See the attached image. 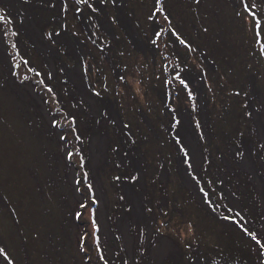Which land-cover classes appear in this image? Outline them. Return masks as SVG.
I'll use <instances>...</instances> for the list:
<instances>
[{"label":"rangeland","instance_id":"rangeland-1","mask_svg":"<svg viewBox=\"0 0 264 264\" xmlns=\"http://www.w3.org/2000/svg\"><path fill=\"white\" fill-rule=\"evenodd\" d=\"M61 1L0 0V247L15 264H156L159 241L167 240L173 254L164 264H199L225 253L235 264H264L242 231L264 232V138L256 131L264 118V57L240 0H163L171 26L194 51L173 43L168 32L152 44L164 24L161 16L148 19L155 0ZM247 2L264 20V0ZM60 5L63 21L76 28L79 15L87 34L83 26L74 37L61 32L54 10L60 12ZM40 15L52 29L44 27L47 39ZM56 42L71 54L68 67L62 65L71 84L65 91L52 80ZM87 45L92 59L81 74ZM177 67L184 69L194 100L173 78ZM84 76L99 96L89 93ZM76 111L74 137L64 117L74 118ZM66 151L79 155L69 162ZM89 184L98 201V227L84 223L92 220L89 209L80 222L73 204L93 199ZM214 187L228 219L209 210ZM129 194L141 211L139 222ZM154 218L160 219L156 228ZM74 230L80 245L69 244ZM85 231L86 244L80 240ZM0 264L6 262L0 258Z\"/></svg>","mask_w":264,"mask_h":264},{"label":"snow or ice","instance_id":"snow-or-ice-1","mask_svg":"<svg viewBox=\"0 0 264 264\" xmlns=\"http://www.w3.org/2000/svg\"><path fill=\"white\" fill-rule=\"evenodd\" d=\"M77 2L78 3H86L87 0H77ZM195 3L199 4L200 0H195ZM240 4H241L242 12L244 14H247V16L250 18L251 23L253 24L252 31L254 34V38H255L256 42L260 44L259 54L261 57H264V20H262L256 12L257 5H255L254 3L252 5H249L247 0H240ZM93 10L95 11V9H93ZM240 14L241 13H237V15H240ZM157 16H161L163 21H164V24L161 25V29H163V30L157 29L156 31H154V33H153L154 38L152 39V44H154V45L157 44V42L163 37L164 33L168 32L171 37H174L173 43L178 42L180 45H182L188 51H194L191 44L188 43V41L182 37L180 32L177 31V29L175 27L171 26L172 25V17L169 13L166 12V10L164 8L163 0H155L154 10H153V12L150 13L148 19L154 20V18ZM3 19H4V17L0 16V20H3ZM204 31L206 32L207 29H204ZM13 35H16V33L13 32ZM57 35H58V33H57ZM178 59H182V57H178ZM164 70H167L166 65L164 66ZM183 72H184L183 68L177 67L174 71L173 78L175 80H178L179 83L181 85H183V87L186 90H188V98L190 100H194L195 97H194L191 89L189 88V83L187 81V77L181 75V73H183ZM120 79H121V81L124 80L123 77H120ZM165 83H171V81L165 80ZM230 94L237 96V97L241 95V93L239 91H234ZM95 95L99 96L100 93L97 92V93H95ZM243 107L245 109H247L248 104L245 103L243 105ZM253 108L255 109V106H253ZM255 111H260V109H255ZM253 114H254V112L252 110H249L246 112V115L248 117H252ZM179 123H180V121L178 119H175V124H179ZM55 126H56V124L54 123L53 127H55ZM196 127L200 128V124L197 123ZM256 131H258L260 136L262 138H264V118H258ZM240 135L242 136L243 133H241ZM60 139L67 141V136L61 134ZM76 139L79 140V137H76ZM201 139H203V134H201ZM176 143L179 144L180 141L177 140ZM181 151L184 152L185 159L186 160L189 159V153L186 150H184L183 148H181ZM73 155H76V153H72V152L67 153L66 158L69 162H71ZM79 166H80V168L84 167V159L82 156L80 158V165ZM188 166L191 167V164H189ZM83 175L86 179L87 178V172H84ZM76 183L79 184L80 181H76ZM87 187H88V191L93 193L92 203L93 204L97 203L98 201L95 198V193L92 190V186L89 184V185H87ZM81 207H86V205L82 204ZM149 211H151V209H149ZM80 215L81 214L79 212H77L76 218L79 219ZM238 215H239V213H237V216ZM225 219H228V217H225ZM17 223H19V221H17ZM92 223H93V227H95V220L94 219H93ZM233 223H236V221H233ZM187 227H188L189 231L191 232V234L194 235L195 234L194 224L189 222ZM242 231L244 232V234L246 236L250 237V239L255 242V244L258 246L257 247L258 254L260 256L264 257V232H262L258 236L256 234V232L252 231L249 228H242ZM188 247H189V249H191V244H189ZM157 253H158L159 259L156 261V264H164L165 259L171 258L172 254H173V249L167 240H161V241H159ZM0 258H2L3 261L6 262V264H15V261L13 260V258L10 256V254L8 253V251L4 247H0ZM100 259L103 260L104 257L101 255ZM105 264H106V261H105Z\"/></svg>","mask_w":264,"mask_h":264},{"label":"flooded vegetation","instance_id":"flooded-vegetation-1","mask_svg":"<svg viewBox=\"0 0 264 264\" xmlns=\"http://www.w3.org/2000/svg\"><path fill=\"white\" fill-rule=\"evenodd\" d=\"M60 3H62L63 4V2L60 0ZM54 9V8H53ZM59 9H60V12H59V10H58V8H55L54 10H56L57 12H58V14H57V16L55 17V19L61 24V32L62 31H64L65 33H68V35L69 36H71V37H74V36H76V33H77V31H79V30H81L82 32H83V28H84V30H85V33H86V28L83 26V24L81 23V20H80V18H79V15H77V18H78V22H79V26L78 27H76V28H71V27H69V24L67 23V22H65V21H63L64 19H66V18H64V14H65V12H63V7H61V5L59 6ZM40 12H48V10H40ZM77 12V11H76ZM41 17V19H38V22H40V25H42V28H43V35H44V37L46 38V36L47 35H50V32H48L44 27L46 26V27H48V29H50V30H52L51 28H50V25H49V21H47V19L45 18V17H43L42 15H40L39 16V18ZM81 26H83V28L81 27ZM88 27H90V30H91V32H93V34L92 35H96V33H95V30H94V28L92 27V24H88V26H87V29H88ZM40 32L42 31L41 30V27L39 26V28H37ZM78 29V30H77ZM61 32L60 33H58V34H61ZM87 34V33H86ZM47 39V38H46ZM100 41H102L103 42V38H100ZM94 43H95V41H94ZM60 43L59 42H56V43H54V45H53V50H54V52L53 53H55V57H52V60H51V63H52V66H53V70H54V72H55V76H54V78L52 79L56 84L58 83V85L57 86H61L62 88H63V90L65 91V90H68L70 87H71V84H69V82H68V79H67V76H66V74H65V72H63V70H62V65L64 66V67H68V62H69V60L71 59V54H70V52L66 49V48H64L63 46H60L59 45ZM98 45V44H97ZM99 46V45H98ZM90 45H87V47H86V49H87V51H84L85 53H87V52H89L88 54L90 55H86V59H84L83 57H81V64H80V72H81V74H85L83 71H86V69H85V67H84V65H85V62L86 61H88V58H92V54H93V51H90ZM102 47H103V49H104V46L102 45ZM98 48H100V46L98 47ZM24 53L26 54V53H28V49H27V47H24ZM103 49H101V51L103 50ZM114 57H115V55L113 56V60H114ZM44 63V62H43ZM61 65V66H60ZM44 66V65H43ZM34 70V69H33ZM58 72H60L61 73V76L59 77L58 75H57V73ZM64 74V75H63ZM65 78V79H64ZM84 78H85V80H84V82H85V84H86V86H88L89 85V87H90V89H89V93H91V94H95V93H97L98 91L96 90V89H94V86H93V84H91V80L89 79V78H86V76H84ZM58 89V88H57ZM77 93V92H76ZM79 97H80V95L79 94H77ZM81 98V97H80ZM56 101V100H55ZM165 103V102H164ZM165 107H167L166 106V103H165ZM170 111V110H169ZM167 113V112H166ZM72 114V113H71ZM67 118L68 119H70V121H74V123L75 124H77V122L74 120V119H72L70 116H68L67 115ZM56 133H58V132H56ZM61 142H63V143H65V145L67 144V142L68 141H64V140H62L61 139ZM78 153H76V155H77ZM79 155V154H78ZM101 169H99L98 168V170H97V174H98V172L100 171ZM239 175V174H238ZM119 178V177H118ZM238 181H239V177H238ZM214 189H215V187H214ZM214 189H212V193H210V195H209V201H208V203H209V210L212 212L213 210H214V212H216L215 210L216 209H218L217 210V215H220L222 218L224 217V215H222V212L224 211L222 208H221V206H220V204L218 203V201L216 200L217 199V195H221L220 194V192H219V190L217 189V190H214ZM122 193V192H121ZM121 197H122V195H121ZM216 198V199H215ZM212 207L214 208V209H212ZM225 210H228V209H225ZM159 220L160 219H157V220H155V218L153 219V221H151V222H153L154 223V225H155V228H156V226L158 225V223H159ZM152 226V225H151ZM168 226V225H167ZM157 234H159V233H157ZM159 235H161V234H159ZM147 245V244H146ZM183 258L182 259H186L184 256H182ZM188 259V258H187ZM194 259H195V256H194ZM197 259L198 260H200V255L199 254H197ZM182 262V261H181ZM199 262V264H203V262L202 261H198ZM208 262H210V261H208Z\"/></svg>","mask_w":264,"mask_h":264},{"label":"trees","instance_id":"trees-1","mask_svg":"<svg viewBox=\"0 0 264 264\" xmlns=\"http://www.w3.org/2000/svg\"><path fill=\"white\" fill-rule=\"evenodd\" d=\"M38 80V79H37ZM40 80V79H39ZM41 81V80H40ZM39 83V82H38ZM40 84V83H39ZM48 85H50L49 83H47ZM46 83L44 84H41L42 86H45V90H47L48 89V85H47ZM48 94H47V96L48 97H50V96H52L51 95V92L50 91H46ZM54 102L56 103V105H55V107L58 105V102H56L55 100H54ZM56 110H57V112H58V109L56 108ZM40 112V111H39ZM64 114V113H63ZM78 112L76 111V112H74V113H72L71 115L72 116H74V118H72V119H74V120H76V122H77V118H78ZM67 121H68V118H67V116L66 117H64ZM69 122V130H70V132H71V130L75 127V125H74V121H68ZM73 135H74V137H75V133H73V132H71ZM76 139V138H75ZM68 143H69V141H68ZM71 143H73L72 141H71ZM71 143H69V148L70 149H72V145L73 144H71ZM68 147V146H67ZM214 189V188H213ZM219 190V189H218ZM73 204H75V207H77V201L75 202V203H73ZM83 205H86V207H82L81 208V211L79 212L81 215H83V213L85 212L86 213V210L87 209H89L92 213H93V217H92V220H91V222L88 220L87 222H84L85 224H86V226H88V225H92L93 226V223H92V221H93V219L95 220V225H97L98 223L96 222L97 221V216L95 215V213H94V204L92 203V200H86V202L83 204ZM83 208H85L84 210H83ZM76 209V208H75ZM227 212H230L229 210H226ZM231 213V212H230ZM71 214H73V207H71ZM81 215H80V217L79 218H81ZM10 216V218L12 219L13 218V215L11 214V215H9ZM228 216H229V214H228ZM228 216H225V217H228ZM79 221H80V219H78ZM81 222V221H80ZM16 225V224H15ZM71 228L73 229L74 227H76L77 228V225L76 224H74V223H71ZM97 227H98V225H97ZM70 229V228H69ZM89 234L87 233V231H85V233H84V235L82 236V239H80V240H82L83 241V238H85V240H84V242H85V244H86V242H87V236H88ZM72 236L74 237V239H72V240H70L69 241V244L70 245H75L76 246V244H78V245H80V242H79V237H76L75 238V236H76V234H75V230L73 231V234H72ZM85 250H87L86 249V247L84 246L83 247ZM92 248L93 249H99L98 247H97V245H92ZM101 254V251H99V256H101L100 255ZM253 257V256H252ZM256 258V256H254L253 257V259H255ZM232 260H234V264H235V262H237L238 260L234 257V256H230L228 253H225L224 254V256H220V257H218V256H214V254H213V259H211V260H209L210 262H208V261H203V264H223V263H225V264H230V261H232ZM237 260V261H236ZM257 262V261H256ZM106 264H112L109 260H107L106 261Z\"/></svg>","mask_w":264,"mask_h":264},{"label":"bare ground","instance_id":"bare-ground-1","mask_svg":"<svg viewBox=\"0 0 264 264\" xmlns=\"http://www.w3.org/2000/svg\"><path fill=\"white\" fill-rule=\"evenodd\" d=\"M95 143L96 145L98 146L100 144L99 141H97L95 139ZM128 200L129 202H131L133 204V214H134V217L138 220V222L140 221V214H141V211L140 209L138 210L137 206H138V203L136 202V200L134 199V195L133 194H129L128 196ZM120 225H126L127 226V223H122L121 221H119ZM128 231V228H124V232L126 233ZM127 238V236H126Z\"/></svg>","mask_w":264,"mask_h":264},{"label":"clouds","instance_id":"clouds-1","mask_svg":"<svg viewBox=\"0 0 264 264\" xmlns=\"http://www.w3.org/2000/svg\"><path fill=\"white\" fill-rule=\"evenodd\" d=\"M63 12H65V9H64V7H63ZM109 56H111V58H110V60H111V62H115L114 60H113V54L112 55H109ZM92 59V58H91ZM107 61V60H106ZM108 63V62H107ZM109 64V63H108ZM110 65V64H109ZM118 72H121V70H116V74L118 73ZM56 132H58L57 130H56ZM65 158V157H64ZM65 160H66V158H65ZM76 169V168H75ZM74 171H76V170H74ZM86 201V200H85ZM85 202H84V200H82V202L81 201H79V203L77 204V209H76V214H77V211H78V209H80L81 210V205L82 204H84ZM225 216H228V213H226V215H224V217ZM77 221V220H76ZM97 222H98V219H97ZM99 225V224H98ZM83 231H82V229H81V233H82ZM80 233V234H81ZM128 235H129V233H128ZM130 236V235H129ZM81 238V237H80ZM257 258V257H256ZM255 258V259H256ZM256 261H257V259H256ZM260 262H263L264 263V259L263 260H261ZM261 264V263H260Z\"/></svg>","mask_w":264,"mask_h":264},{"label":"water","instance_id":"water-1","mask_svg":"<svg viewBox=\"0 0 264 264\" xmlns=\"http://www.w3.org/2000/svg\"><path fill=\"white\" fill-rule=\"evenodd\" d=\"M66 154H67V151H66ZM78 211H79V209H78ZM81 235H82V233L80 234V237H81Z\"/></svg>","mask_w":264,"mask_h":264}]
</instances>
